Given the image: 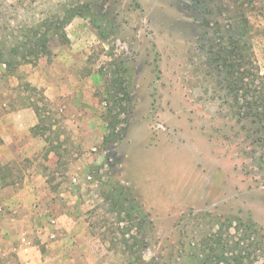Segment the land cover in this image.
<instances>
[{"label":"rangeland","instance_id":"rangeland-1","mask_svg":"<svg viewBox=\"0 0 264 264\" xmlns=\"http://www.w3.org/2000/svg\"><path fill=\"white\" fill-rule=\"evenodd\" d=\"M227 1L234 9V0H207L203 16L225 25L228 12L219 15L218 7ZM81 2L88 16L71 19L67 41L50 36V55L12 72L0 62V102L10 110L37 106L41 121L34 132L47 141L32 159L0 163V185L20 182L33 166L42 169L49 187H74L88 222L86 255L97 264L165 259L178 248L175 242L187 248L190 239L216 229L211 225L216 217L252 221L258 235L242 239L237 251L241 264H264V130L250 118L242 123L232 118L231 97L218 87L221 77L208 67L201 44L214 34L211 26H200V3L0 0V48L21 40L23 27ZM254 4L244 10L264 72V0ZM93 10L103 15L105 37L92 24ZM120 78L129 95L119 90L123 98L114 103L109 95ZM114 113L119 136L104 142ZM119 189L139 205L141 229L125 231ZM49 223H56L53 216ZM124 231L131 248L123 243ZM229 231V239L243 236ZM24 236L17 250H23Z\"/></svg>","mask_w":264,"mask_h":264},{"label":"trees","instance_id":"trees-1","mask_svg":"<svg viewBox=\"0 0 264 264\" xmlns=\"http://www.w3.org/2000/svg\"><path fill=\"white\" fill-rule=\"evenodd\" d=\"M192 1L200 3L198 8L195 7L200 12V26L212 27L213 37L203 39L201 44L202 47H206L208 67H212L217 76L221 77V80L217 82L218 87L223 88L226 94L231 97L232 118L235 122L241 123L250 118L251 123L258 124V130L261 128L264 130V72L261 71L255 59L252 44L249 41L248 34L252 32L253 26L250 23L249 15L244 10V6L247 4L254 7V0H234V9H230L229 1L222 2L218 7V13L219 15L223 14L224 9L228 12L225 25L217 19L212 22L203 16L208 10L207 0ZM87 7L85 2L66 6L62 14H52L42 18L36 25L23 27L21 40L11 44L8 48H0V62L5 64L9 72H12L21 63H36L41 56L50 55L51 51L48 46L50 36L59 34L67 41L66 25L74 16L86 15ZM92 12L95 13V16H92L93 26L100 36H107V32L102 27V13L99 14V11L95 12V10ZM89 16L91 17L90 13ZM6 54L8 58L2 60ZM121 78L123 77L121 76ZM121 78L114 79L117 87L110 91L112 93L109 98L114 103L122 99V96L129 95ZM119 90L122 91L121 97L118 95ZM33 109L38 120L41 121L39 108L33 106ZM111 112L109 108L108 114ZM109 118V130L104 137V142L112 141L119 136L115 124L116 114L114 113ZM35 128H38V125ZM257 140L260 141V139ZM117 192L123 197V200L117 204L125 215L122 217L127 222L125 231L129 232L132 227L141 229L144 221L139 218L142 213L139 205L133 202L134 198L126 195L124 189H119ZM133 212L136 217L132 215ZM212 221L211 225H215L216 229L211 230L205 237L190 239L187 248L182 247V241L175 242L178 248L172 252L174 249L172 247L165 259L153 258L144 264H238L237 261L242 255L241 250L237 251V247L246 236L251 239L258 235L255 224L252 221L245 223L228 217L222 220L216 217ZM230 228H233L235 232L242 231L243 236L236 240L229 239L232 237ZM125 231L123 232V243L126 248H131L128 238L125 237ZM130 237L134 239V243H138L137 237L133 235ZM185 250L186 254H183ZM238 262L241 264V259Z\"/></svg>","mask_w":264,"mask_h":264},{"label":"crops","instance_id":"crops-1","mask_svg":"<svg viewBox=\"0 0 264 264\" xmlns=\"http://www.w3.org/2000/svg\"><path fill=\"white\" fill-rule=\"evenodd\" d=\"M36 125L38 117L32 107L10 110L0 102V163L42 154L47 141L45 135L34 132ZM22 174L20 182L0 185L3 264H97L86 255L89 228L75 188L49 187L39 167L26 168ZM68 191L72 196L66 197ZM50 216L56 220L54 225L49 223ZM22 234L31 246L17 250Z\"/></svg>","mask_w":264,"mask_h":264},{"label":"built area","instance_id":"built-area-1","mask_svg":"<svg viewBox=\"0 0 264 264\" xmlns=\"http://www.w3.org/2000/svg\"><path fill=\"white\" fill-rule=\"evenodd\" d=\"M53 236L54 235L52 234V237ZM21 244H22V248L26 249L28 246L31 245V241H30V239L28 237L24 236V237H21Z\"/></svg>","mask_w":264,"mask_h":264}]
</instances>
